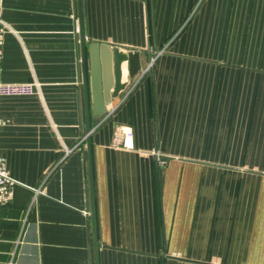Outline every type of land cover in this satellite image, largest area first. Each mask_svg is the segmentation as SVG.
<instances>
[{
	"label": "crops",
	"instance_id": "1",
	"mask_svg": "<svg viewBox=\"0 0 264 264\" xmlns=\"http://www.w3.org/2000/svg\"><path fill=\"white\" fill-rule=\"evenodd\" d=\"M85 42L140 57L94 114L98 264H264V0H81ZM0 264H96L77 0H3ZM105 78H113L111 62ZM132 149L111 144L114 125Z\"/></svg>",
	"mask_w": 264,
	"mask_h": 264
},
{
	"label": "water",
	"instance_id": "2",
	"mask_svg": "<svg viewBox=\"0 0 264 264\" xmlns=\"http://www.w3.org/2000/svg\"><path fill=\"white\" fill-rule=\"evenodd\" d=\"M78 8V25H79V42H80V59L83 76V93H84V110L85 121L84 126L87 132L86 144L89 160V177H90V194H91V211H92V228H93V240L95 249V261H97V249L98 244L96 240V228H95V211H94V194H93V177L91 170V143H90V110H89V93L91 101V110L94 114H100L104 112L105 103L109 102L112 98H116L119 94L125 90L130 80L140 70V57L137 52H131L127 49H121L118 46L107 45V53L102 50L103 45L97 42H85L84 40V25L83 15L81 8V0H77ZM102 47V48H101ZM86 48L88 49L89 59V93H88V76H87V59ZM106 58H110L107 61V67H109V61L111 62V69L113 78L107 81L104 75Z\"/></svg>",
	"mask_w": 264,
	"mask_h": 264
},
{
	"label": "built area",
	"instance_id": "3",
	"mask_svg": "<svg viewBox=\"0 0 264 264\" xmlns=\"http://www.w3.org/2000/svg\"><path fill=\"white\" fill-rule=\"evenodd\" d=\"M3 0H0V9L2 7ZM9 29L8 25L2 20L0 16V55L3 49V39L5 32ZM36 91V86L30 83H3L0 78V97L7 96H24L30 95ZM4 124L0 119V125ZM111 144L115 148L119 149H132L133 142V130L130 126L114 125ZM15 182L10 178L9 171L7 169V163L5 159L0 156V204L10 202L13 198V186Z\"/></svg>",
	"mask_w": 264,
	"mask_h": 264
}]
</instances>
